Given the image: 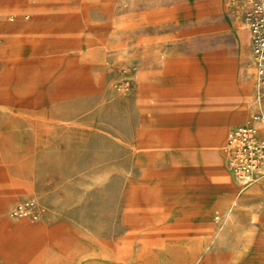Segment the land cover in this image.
<instances>
[{"label":"rangeland","instance_id":"rangeland-1","mask_svg":"<svg viewBox=\"0 0 264 264\" xmlns=\"http://www.w3.org/2000/svg\"><path fill=\"white\" fill-rule=\"evenodd\" d=\"M245 8L0 0V264H264V175L226 163L264 113ZM26 198L36 217L11 213Z\"/></svg>","mask_w":264,"mask_h":264},{"label":"built area","instance_id":"built-area-1","mask_svg":"<svg viewBox=\"0 0 264 264\" xmlns=\"http://www.w3.org/2000/svg\"><path fill=\"white\" fill-rule=\"evenodd\" d=\"M244 24L249 36V52L254 70L256 96L264 97V0H245ZM264 113H257L252 121L241 123L227 133V160L231 174L240 180H256L264 175ZM37 204L31 198L18 201L11 213L17 216H37Z\"/></svg>","mask_w":264,"mask_h":264},{"label":"crops","instance_id":"crops-1","mask_svg":"<svg viewBox=\"0 0 264 264\" xmlns=\"http://www.w3.org/2000/svg\"><path fill=\"white\" fill-rule=\"evenodd\" d=\"M252 67V65H251ZM230 93L232 92L234 94V101H235V107L231 112V117L229 116L228 119L232 123H238L237 121L239 120H245L243 117L245 115V112L247 110V103H248V98L250 95V83L246 80H241L239 81L236 85L229 87ZM226 116L224 117L223 122L226 120ZM251 120V119H250ZM241 124V123H239ZM239 124L233 125L229 128V130ZM226 126V125H225ZM225 126L223 125H218L214 129V135L217 141H222L225 133ZM259 126V125H257ZM228 130V131H229ZM261 130V129H259ZM228 133V132H227ZM261 184V185H260ZM238 185H235L234 187H225L222 189V191L227 190L230 192V190H236ZM258 189L260 192L264 189V181L262 182L261 180H257L256 182L253 183L252 186L247 187V189L244 190H256Z\"/></svg>","mask_w":264,"mask_h":264},{"label":"bare ground","instance_id":"bare-ground-1","mask_svg":"<svg viewBox=\"0 0 264 264\" xmlns=\"http://www.w3.org/2000/svg\"><path fill=\"white\" fill-rule=\"evenodd\" d=\"M253 68V67H252ZM253 120V117H252V119L251 120H249V121H252ZM248 122V121H247ZM245 123V122H244ZM258 127V131H259V133H262L263 131H264V127L262 126V125H259V126H257ZM259 129H261V130H259ZM238 181H240V182H247V181H245V180H240V179H237ZM254 182H256V181H254ZM250 183V182H249Z\"/></svg>","mask_w":264,"mask_h":264}]
</instances>
